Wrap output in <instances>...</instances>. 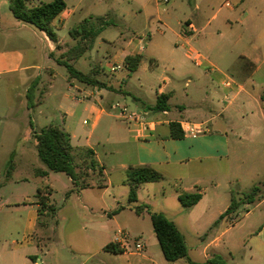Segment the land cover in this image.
I'll list each match as a JSON object with an SVG mask.
<instances>
[{
    "label": "crops",
    "instance_id": "crops-1",
    "mask_svg": "<svg viewBox=\"0 0 264 264\" xmlns=\"http://www.w3.org/2000/svg\"><path fill=\"white\" fill-rule=\"evenodd\" d=\"M106 1L107 0H66L65 11L52 23V27L58 40L57 43H54L44 32L39 31L32 25L16 20L10 11L9 0H0V80L7 79L9 76L13 75H16L17 77L26 76V81L39 80L41 83L49 81V86H52V81L55 79V71L53 68L49 69L38 62L40 54L38 53V56H36L37 51L35 46L32 45L33 39L30 35L34 37L37 36L43 43V61L48 60V63L57 64L56 59L76 44V41L71 37L69 42L60 36V33L65 30L69 33V30L72 27L79 25L85 19L110 16L111 18L114 17V19L115 17H120L121 20H125L130 17L136 19L139 14H142L149 19L156 17L157 21H161L159 15L160 5H158L155 0H130L138 5V7L119 8L117 10L118 14L96 12L102 7L105 10L107 9V6L105 5ZM114 1L122 3L126 0ZM51 2H53V0H28L30 7H37L40 4H49ZM241 3L244 5L246 0H241ZM194 6L196 11L199 12V10H201V6L195 1ZM226 7L232 10V5L230 3L229 6H227L226 3ZM154 13L157 15L154 16ZM248 17L249 12L245 8L241 14V21L244 22ZM216 18L217 16L214 15L212 19L214 20ZM231 19L228 17L227 21L230 22ZM117 22L118 21H115L116 25L114 24L109 28L118 27ZM121 22L123 23V20ZM188 23H191L194 26L195 31L188 32L186 31V28L185 30L183 29L182 25L181 30L175 34V48L167 53L168 59H162L160 58L161 56L153 54L150 56L152 61L149 65L145 61L146 48L144 45V39H137L135 37L136 32L132 31L130 26H128L125 31L123 30V32L120 33V36L114 40H108L102 37V34L106 31L105 30L96 39L94 48L98 40L101 41L109 48L106 52L108 62L116 63L122 68L113 73H107L102 68L106 78L103 79L99 75L97 78L104 84L103 87L86 85L76 80L69 81V77L66 82L69 91L74 90L77 95H82V100L77 99L80 104H83L86 100L89 101V103L82 108L84 112L94 120L93 130L102 125L113 135L115 140L110 138L108 144L112 145L116 142L127 144L129 141H133L136 144L135 153L134 151L127 152L130 164L121 165V168L125 171V180L126 171L130 167H152L164 176L163 182L166 181L167 177L176 182L174 188H176L178 184L180 185L181 188L176 189L172 195L173 197H176L177 200L182 192L200 193L202 195L201 201L192 210L187 211L188 213L185 214L190 221L188 224L193 229V227L195 228V221L198 220V218L201 219L202 217H206L209 209L206 203L209 196V190L206 185L210 184L215 192L217 191V185L214 182L216 169L214 168H216L218 163H221L224 159L229 162L232 155L235 156V160H240V157L237 154L241 146L242 132H240L239 129L235 127L236 125L232 123L233 118H236V114L238 116L237 119L245 123L247 132H250L249 137L251 144L255 146L264 145V101L262 100L264 93L256 98L250 94L246 87L248 81L255 84V77L258 73L263 72L264 76V32L261 30V36L258 37V43L244 47H251L250 50L248 49L247 54L243 53L238 55V73L247 77V80L235 82L234 76L227 75L220 68L218 62L212 61V59L202 54L199 48L195 46V44L200 42L203 47H209L207 39H205V36L201 35V31L197 24L192 21H188ZM207 26H210V20L208 21ZM56 30L59 34H57ZM147 39L148 37H146V40ZM32 50H34L33 58H31ZM193 53H199L203 60L201 62H196L193 58L195 55H193ZM136 54L143 56L142 62L137 71L127 77L116 76L118 72L123 70L128 73L124 66L125 59L128 56ZM182 54H184V58H182ZM51 55H54V57ZM162 65L163 72L172 73V76L162 77L159 75L160 70H162ZM49 71H51V73ZM148 72L150 75H159V84L156 92H148L150 95L148 93L146 95V92H144L143 95L137 94L136 92L133 94V91L130 89V81H132L135 76L138 78L137 80H140V74H147ZM184 75L187 76L188 79L185 86H182L179 79ZM228 84L230 85L228 86ZM215 85L230 92L224 98V103L225 100H228L229 103L222 105L223 108H221V110L215 109L214 112L212 110L210 111V113L213 114L211 121L220 120V123L218 124L220 129L221 125L225 123V125H223V130H218L216 132L220 135L219 138L223 141L219 146L212 141L213 138L218 135L209 132L207 127L208 121L199 120L201 118L196 116L201 110L200 107L202 103L210 98L211 95H218V90L215 88ZM140 87L144 90L143 86L140 85ZM262 89H264V87ZM41 94H43V92ZM161 95L168 96L170 110L154 112L152 108L156 104L158 97ZM240 97H242L241 104H238V106L234 108L233 106L235 102L238 101ZM118 98H122V101L125 103L124 105L129 110L148 113V118L145 124L130 126L123 120L127 125L126 129H124V132L128 135L127 140L126 138L123 140L120 139L123 129L117 125L118 117L113 115V112H117V109H112V106L119 102ZM128 98L133 102V105L130 104ZM173 100H181L182 102L181 104L173 106L171 104V101ZM40 106L41 105H38L37 108ZM22 111V119H25V121H27V119L31 117V114L34 113L33 110H29L26 105ZM174 112H176L177 115L172 117ZM68 113L69 114H65L67 118L74 115L70 110ZM232 115L233 117L231 118ZM245 116L248 118L251 116V119L245 121ZM18 121L20 120L18 119ZM66 123L64 126L60 127L70 135L71 144L75 149V152L83 150L86 147L93 149V146L89 144V138L86 139V144L76 143L77 136L68 126H66ZM85 123L86 120L83 121L84 125ZM172 123L180 125L182 133L184 134L183 138L175 139L171 137L170 126ZM185 124H190L196 129L203 127L205 130L207 129V131L200 132L203 136L199 137V135H197L193 137L184 132L183 126H185ZM25 126L26 125L16 123L13 130L14 137L9 155L11 164L9 165L10 171L8 178L9 181L15 185L26 184L30 178H35V180H46L49 179L52 174H55L50 173L47 177L37 176V171L46 170L45 165L40 161L39 157H37V143L34 134L38 133L39 130L37 131L35 129L33 120L32 125H29V129ZM24 130L25 132H23ZM229 133L232 135L233 140H231ZM258 137L262 138L261 143H258ZM233 141L238 143L237 148H231V143ZM223 150L226 153L224 155L221 154V151ZM94 154L97 157L96 161L99 166L103 168L106 187L102 189L97 187L99 176L98 173H96L92 175L93 180L90 182L93 186L92 188L82 190L78 193L75 192L71 197V199L73 198V200L79 202L84 209H87L91 213L90 221L98 226L94 229L96 237H89L92 238L93 242L91 247L87 248L86 251L84 250L92 260H95L97 256L113 254L105 250L107 245L115 244L114 242L116 239V237L112 236L110 228L107 227V225L112 221H116L126 212L135 214L131 205L127 204L123 206L116 196L110 194V190L113 188V183L108 180L107 166L103 161H100L99 153L97 151L94 152ZM36 157L40 163H37L38 161ZM32 158L36 160L34 164L31 163ZM101 164L103 166H101ZM21 170H23L24 173L18 176L17 174ZM26 171H28L29 176L25 175ZM238 182L239 181H237V183ZM122 184H124V182H122ZM256 185L261 189V196L262 191L264 190V184L261 182L260 176L256 175L253 177L252 187L249 190L241 189L240 192H238V198L234 196L236 201L240 202L241 196L249 193ZM144 186H148V184L142 185L139 189V204H145L147 206L153 205V200H155L157 196L154 194V199L143 200L141 197V191L145 188ZM1 187L2 186L0 185V188ZM46 187L38 189L44 190ZM50 191L52 190L50 189ZM128 194L129 188L127 195ZM233 195L234 194H231V201ZM7 202L9 201L5 199L2 206L10 209L23 208V210H27V213L18 223H14V226L18 225V227L22 229V233H18V236L22 234V237H13V224L4 222L3 229L0 232V264H38L31 260V257H33L36 258L37 261V256L40 253H43L41 245L38 244L36 240V230L40 218L38 213V200L34 197L26 198L21 203L17 202L11 205ZM230 205L231 202L223 210L216 212L218 213L217 215L216 213L212 215L211 217L214 216L213 218L210 217L211 222H213V225H216L217 229L207 239L204 238L202 241L203 245L198 248L201 256L206 262L211 259L213 255H218L225 259L233 257L235 252H237L236 250L243 247L244 254L241 256L243 259L246 257L245 252L247 246L249 251L253 254V246L251 245H255L256 248H261L264 257V198L260 200L256 199L252 204L241 202L235 212L220 220L221 216L226 213ZM160 206L164 207L163 204ZM241 211H246L245 217L248 218L253 216L255 211L257 212L253 219L249 221L252 222L251 225L248 226L249 233L246 236H243L247 237V239L252 237L253 242L250 241L251 243L246 241V238H237V233L233 232V229L238 223L232 224L231 222H233L235 215ZM156 213H163L169 218L168 214L164 211H157ZM181 215L183 216L184 214ZM170 220L176 224L175 220ZM8 235L9 237H7ZM196 235L198 236V233ZM220 249L222 251L224 250L226 253L224 256L218 254V250ZM144 250H147L146 245ZM48 253H46L44 257H48ZM142 253L143 252H122L113 255H139ZM40 258L42 260V257ZM143 258L145 260H151L148 256H144Z\"/></svg>",
    "mask_w": 264,
    "mask_h": 264
},
{
    "label": "rangeland",
    "instance_id": "rangeland-1",
    "mask_svg": "<svg viewBox=\"0 0 264 264\" xmlns=\"http://www.w3.org/2000/svg\"><path fill=\"white\" fill-rule=\"evenodd\" d=\"M194 1L201 6L199 12L195 10ZM155 2L160 5L159 15L161 21H157L156 17L149 19L139 14L136 19L132 17L126 18L125 20L122 19V23L120 17H115V19H117L115 20L114 17L111 18L108 16L109 20L113 19L112 21H114L115 25V21H118V27L109 28L102 34V37L108 40H114L120 36L123 30L125 31L126 28L130 26L132 31L136 32L135 37L137 39H144L146 48L145 61L149 65L152 61L150 56L153 54L161 56L160 58L162 59H168L167 53L175 48V34L181 30L182 25L185 30L186 23L192 21L197 24L201 31V35L205 36V39H207L208 48L203 47L200 42L195 44L202 54L212 59V61L218 62L220 68L227 75L234 76L235 82L247 80V77L238 73V55L243 53L247 54L248 49L250 50L251 47H244L258 43L261 30L264 32V0H246L244 5H242L241 0H171L168 4H162L156 0ZM226 3L232 5V10L226 7ZM105 5L107 6L106 10L102 7L96 12L116 14L117 10L122 7H138V5L130 0H126L122 3L114 0H107ZM245 8L249 12V17L242 22L241 14ZM156 15L157 14L154 13V16ZM214 15H216L217 18L213 20L212 18ZM228 17H230V19L232 18L230 22L227 21ZM209 20L210 26H207ZM56 32L59 34L57 30ZM30 36L33 39L32 45L35 46L37 51L36 56H38V53L40 54L38 62L49 69L53 68L55 71V79L52 81L51 87L49 86V81L44 83H41L39 80L26 81V76L17 77L13 75L9 76L7 79L0 80V185L2 186L0 188V232L3 229L4 222L11 223L13 224V237H22V234L18 236V233H22V229H20L18 225L14 226V223H18L27 213V210H23V208L10 209L2 206L5 199L9 201L7 203L10 205L17 202L21 203L26 198L35 197L36 199L38 188L48 186L44 188L43 194L50 199L51 204L57 209V214L52 215L51 212L44 211L39 218L36 240L37 243L41 245L43 253L37 256L36 262L38 264H170L163 256L148 215L137 217L134 213L130 214L126 212L116 221H112L107 225L113 237L118 235L120 229L126 230L128 234H131L130 252H135L134 243L136 242L141 243L144 247L146 245V251L143 250V253L139 255L125 254L116 256L113 254H106L97 256L95 260H92L85 251L87 248L91 247L93 242L92 238L89 237H96L94 229L98 226L90 221L91 213L87 209H84L79 202L73 200V198L71 199L74 195V192H72L74 186H72V181L67 175L52 174L51 177L46 180H35V178H30L28 183L19 185H15L9 181V155L13 145V130L16 123L26 125L25 127L29 129V125L33 120L35 129L40 132L49 125L64 126L67 122L66 126L77 136L76 143L86 144V139L89 138V144L93 146V149L90 150L94 152L97 151L100 161H103L107 166L108 180L113 183L110 194L116 196L123 206L128 204V187L122 184V182L125 183V171L121 168V165L130 164L127 154L128 151H134V153L136 151V144L133 141H129L127 144H120L119 142L112 145L108 144L110 138H112V140H115V138L102 125L93 130L94 120L91 119L82 108L88 104L89 101L86 100L83 104L77 101V99L82 100V95H77L76 91H69L67 89L66 81L69 76L66 68L61 65L48 63V60L43 61V43L37 36ZM60 36L69 42L71 40L67 30L62 31ZM146 37H148L147 40ZM107 50H109V48L98 40L95 48L86 53L75 64V68L85 74L97 73V76L99 75L103 79L106 78L102 68L108 63L106 57ZM32 51L31 58H33L34 53V50ZM182 58H184V54H182ZM49 72L51 73V71ZM140 75V80H137L138 78L135 76V78L130 81V89L133 91V94L136 92L137 94L143 95L144 92H146L147 95L148 92H156L158 89L159 75L162 77L172 76V73L163 72L162 65V70H160L159 75H150L149 72ZM116 76L127 77L130 75L123 70L118 72ZM187 79V76H181L179 79L180 84L185 86ZM255 81V84L248 81L246 87L250 94L257 98V96L264 93V89H262L264 87L263 72L257 74ZM33 82L38 83L35 91H33V103H35L36 107L32 109L34 113L31 114V117L25 121V119H22V109L25 105L28 107L27 94L28 91L32 90ZM140 85L144 87V90L141 89ZM215 88L218 90V95H211L210 98L202 103L200 107L201 110L196 116L201 118L199 120L208 121V123H206L209 132L218 135L216 132L218 130H223V125H225V123L221 125L220 129V126H218L220 120L211 121L213 114H211L210 111L212 110L214 112L215 109L221 110V108H223L222 105L229 103L228 100H225L224 103V98L230 92L217 85H215ZM42 92L43 94H41ZM128 100L130 104L133 105V102L129 98ZM241 100L242 97L235 102L233 107L235 108L238 104H241ZM118 101L119 102L116 104L125 106L122 98H118ZM181 102V100H173L171 104L175 106L181 104ZM38 105L41 106L37 108ZM69 110L72 111L74 115L67 118L65 114H69ZM119 113L120 109H117V112H113V115L118 117L117 125L123 129L120 139L123 140L126 138L127 140L128 135L124 132L127 125L119 118ZM176 115L177 113L174 112L172 117ZM232 117L233 115L231 118ZM237 118L238 116L236 114V118H233L232 123L242 132L241 146L237 154L240 160H235V156L232 155L229 162L224 159L214 168L216 169L214 182L217 185V191L215 192L210 184L206 185L209 190V196L206 202L209 209L206 217H202L201 219L198 218V220L195 221V228L193 227L192 229L188 224L190 221L188 220V216L185 215L188 212L180 205L177 198L172 196L176 189L181 188L179 184L174 188L176 182L172 179L165 176V182L148 184V186H144L145 188L141 191L143 200L154 199L153 196L156 194L157 197L153 200L154 204L149 205L150 210L152 212L164 211L168 214L170 219L175 220L176 226L179 227L180 232L185 236L189 256L187 259L180 260L175 264H190L189 261L193 264H205L206 261L201 256L198 248L203 245L202 241L204 238L207 239L217 229L216 225H213V222H211V218L214 216H211L230 204L231 194H234L233 197L235 196L238 198V192H240L241 189L249 190L252 187L254 176L259 175L261 182L264 184V145H252L249 137L250 132H247L245 123ZM18 119L20 121H18ZM250 119L251 116H249V118L245 116V121ZM84 120H86L85 125L83 124ZM23 132H25V130ZM198 135L199 137L203 136L201 133ZM219 136L220 135L212 140L214 143H217V146L223 143ZM230 138L233 140L232 135H230ZM257 141L261 143L262 138L258 137ZM237 145L238 143L233 141L231 143V148H237ZM88 149L87 147L84 148V150ZM221 154L224 155L226 153L223 150ZM74 156L75 166H82L84 159L82 150L74 152ZM37 157V163H40ZM95 159L97 160L96 155ZM35 161L36 160L33 158L31 159V163L34 164ZM101 166L103 165L101 164ZM23 173V170H21L17 175L19 176ZM25 175L29 176L28 171L25 172ZM237 181L239 182L237 183ZM49 188L52 191H50ZM262 194L257 199L260 200L264 198V190ZM242 198L243 196H241V199ZM162 204L164 207L160 206ZM245 213L246 211L239 212V215H235L234 217L235 221L231 223H238L233 229V232L237 233V238H246V241L251 243L253 242L252 237L247 239V237L243 236L249 233L248 226L252 223L249 221L253 219L257 212L255 211L250 218L245 217ZM217 214L218 213H216V215ZM197 233L198 236L196 235ZM7 237H9V235ZM251 246H253V254L249 251L247 246L245 252L246 257L242 259L241 256L244 254V249L241 247L236 250L237 252H235L233 257L225 258L227 264H264L263 251L261 248H256L255 245ZM218 252V254L222 256L226 254L224 250L222 251L221 249L218 250ZM46 253H48V257H44ZM144 256L150 257L151 260H145L143 258ZM40 257H42V260Z\"/></svg>",
    "mask_w": 264,
    "mask_h": 264
},
{
    "label": "trees",
    "instance_id": "trees-1",
    "mask_svg": "<svg viewBox=\"0 0 264 264\" xmlns=\"http://www.w3.org/2000/svg\"><path fill=\"white\" fill-rule=\"evenodd\" d=\"M9 8L14 18L20 22L32 25L39 31L44 32L54 43H57V36L52 27L55 21L66 9V0H53L49 4H40L37 7H30L28 0H9ZM114 25V21L109 17H93L85 19L79 25L69 30V36L76 41V44L63 53L58 59L57 64L64 66L68 72L69 81L76 80L80 83L103 87L104 84L97 79V73L85 74L75 68V63L79 61L86 53L93 50L96 39L109 27ZM54 57V55H51ZM143 56L136 54L128 56L125 59L124 66L129 75L135 73L142 62ZM38 83L33 82L32 90L28 91V108L32 110L36 107L33 91ZM264 101V95L262 96ZM154 112L169 111L168 96L158 97L156 104L152 108ZM32 125V123H31ZM171 137L175 139L183 138L184 134L179 124L172 123L170 126ZM36 150L40 161L45 165L46 170L37 171V176L47 177L50 173L67 175L74 186L72 192H80L92 188L90 183L92 175L98 173L97 187L105 188V179L103 168L99 166L92 150H82L83 165L75 166V149L71 144L70 135L61 129L60 126L49 125L40 132L35 133ZM11 164V163H10ZM164 181V176L152 167H130L126 171L125 186L129 188L128 204L137 216L149 215L156 239L160 245L165 260L170 263H176L185 260L189 256L185 236L180 232L176 224L163 213H156L150 210L145 204H139L138 192L142 185L149 183H160ZM44 190L38 189L36 198L39 205V217L44 211L57 214V209L51 204L49 198L43 194ZM261 189L255 186L249 193L243 195L240 202L233 197L229 209L220 220L235 212L241 202L252 204L260 197ZM51 194V193H50ZM202 199L200 193L182 192L178 196L180 205L186 210H192ZM105 250L113 254H120L123 251L116 244H109ZM33 262L36 258L31 257ZM190 264H193L189 261ZM205 264H227L226 260L218 255L213 256Z\"/></svg>",
    "mask_w": 264,
    "mask_h": 264
},
{
    "label": "built area",
    "instance_id": "built-area-1",
    "mask_svg": "<svg viewBox=\"0 0 264 264\" xmlns=\"http://www.w3.org/2000/svg\"><path fill=\"white\" fill-rule=\"evenodd\" d=\"M159 3L162 4H168L171 0H156ZM227 6H229V3H227ZM186 31L188 32H194L195 28L191 23H186L185 25ZM195 54V55H194ZM193 58L196 62H201L203 60L202 56L199 53H193ZM122 67L116 63H110L108 62L106 65H104L103 70L107 73H113L116 71H119ZM230 84H228L229 86ZM112 109H120L119 116L122 120H124L128 125H139V124H145L148 118V113L143 112V111H133L129 110L126 106H119L118 104H114L112 106ZM184 132L190 136H197L200 132H205V128L200 127L199 129H196L195 127L191 126L190 124H185L183 126ZM239 215V214H236ZM235 221V218L233 222ZM131 235L128 234L124 230H120L118 232V235L116 236L115 239V244L119 246V248L123 252H130L131 248ZM135 247V252L141 253L144 250V245H142L139 242L134 243Z\"/></svg>",
    "mask_w": 264,
    "mask_h": 264
}]
</instances>
